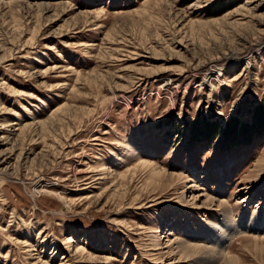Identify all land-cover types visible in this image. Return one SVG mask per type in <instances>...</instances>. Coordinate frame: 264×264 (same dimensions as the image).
<instances>
[{"label":"rangeland","instance_id":"1","mask_svg":"<svg viewBox=\"0 0 264 264\" xmlns=\"http://www.w3.org/2000/svg\"><path fill=\"white\" fill-rule=\"evenodd\" d=\"M0 44V264H187L154 244L234 224L264 264V0H0Z\"/></svg>","mask_w":264,"mask_h":264},{"label":"bare ground","instance_id":"2","mask_svg":"<svg viewBox=\"0 0 264 264\" xmlns=\"http://www.w3.org/2000/svg\"><path fill=\"white\" fill-rule=\"evenodd\" d=\"M13 2L16 3L15 1H13ZM257 5H259V4H257ZM22 35H23V32H22V34L21 33L19 34V38H18V39H20L19 41H21ZM22 45L23 44H21V46ZM25 45H27V43H25ZM2 46H4V45H1V47ZM4 49H5V47H4ZM6 51L11 52L13 50L12 49H9V50L6 49ZM3 57L5 58L6 56L3 55ZM3 57L1 59V61L4 59ZM70 70H71V68H70ZM210 76L212 77L213 75L211 74ZM220 76L221 75L219 73L218 78ZM219 79H221V78H219ZM32 97H34V96H32ZM15 124L18 126V123H15ZM35 124H37V122L35 123V121H34V123H30V124H26L24 126H21V128H19V131H21V133H24L25 129H27L29 127H33V125H35ZM9 126H10V124H9ZM16 130H18V128ZM22 157H24L23 153L20 154V156H19L20 160L22 159ZM17 161H18V158H17ZM17 165H18V162H17ZM136 167H143V168L147 169V171L148 170L150 171V174L152 177V180L150 181V183L152 185H157L158 183H162V178L173 179V181H176V178H180L178 175L168 174L165 171H162V169H160L156 164H152V163H149L146 161H139ZM135 168H133V169L135 170ZM133 169H129L127 172L131 173L133 171ZM108 171H109V169H105V171L99 175L100 177L93 178L92 182L90 183V186L87 184L89 186V188H93V186H95V184L101 186L102 184L105 183L106 180L113 179L114 181H116L117 178H121V175L119 176L116 173H114L113 171H112L113 173L110 172L111 169L109 172ZM108 178H110V179H108ZM156 178H158V179H156ZM191 188H200V187H198L197 185L191 184L189 186V189H191ZM201 190H203V189H201ZM94 196L95 195H92L90 197L88 196V197L91 198ZM202 196H204L203 204H205V206L210 208L209 210H211L210 211L211 214H212V211L219 212V213L221 211V212H223V214H225L224 218H226L227 220L230 219L229 215L227 214L228 213V204L227 203L222 202V203L217 204V202L214 199L207 197L206 194H199L194 199L195 200L200 199ZM85 199H87V198H85ZM214 208H215V210H214ZM210 212H208L209 215H210ZM243 217L245 218L248 216L244 215ZM261 221H263V218H261ZM226 224H228V223H226ZM240 226H243V224H240V225L234 224L233 228H231L230 225L219 226V228L221 229V231L223 233V237H224L223 240L219 241V244H220L219 249H218L219 251L209 249V248H205V247H201V246L189 245L188 243L184 242L183 240L179 241L178 238L174 239L172 242H170L169 245H167L163 248L160 247L159 243L154 244V246H155L154 251H157V250H158V252L160 251L161 254H159V255L161 257H162V255H165L166 253H167L166 255H169V257L179 255L178 262L185 260V262H187V264H239L236 257L231 256L229 252L228 253H223V252H226L225 246L227 243H229V241L232 239V237L237 235L242 230L240 228ZM217 228H218V226H217ZM217 228L215 229V231L217 230ZM227 229L230 230V232L226 231ZM254 229H257L260 232H264V227H255ZM74 246L75 247H73V248H74L76 254H81V253L85 252L84 247H79L78 245H74ZM163 250H167V251L164 252ZM88 257L91 258L92 255H88ZM110 260H112V259H110ZM107 262H109V259L107 260Z\"/></svg>","mask_w":264,"mask_h":264}]
</instances>
